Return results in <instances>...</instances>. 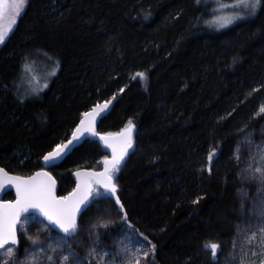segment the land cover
Returning <instances> with one entry per match:
<instances>
[{
	"label": "trees",
	"instance_id": "1",
	"mask_svg": "<svg viewBox=\"0 0 264 264\" xmlns=\"http://www.w3.org/2000/svg\"><path fill=\"white\" fill-rule=\"evenodd\" d=\"M219 1H28L0 48V170L45 169L44 156L102 102L113 105L100 135L130 122L136 129L115 180L120 205L106 193L91 202L70 241L123 217L154 246L150 264L238 263L245 185L237 150L245 131L264 124V0L254 19L222 31L209 26ZM46 64L56 78L25 98L26 66ZM108 155L88 139L47 168L58 196L75 188L77 170L102 171Z\"/></svg>",
	"mask_w": 264,
	"mask_h": 264
},
{
	"label": "rangeland",
	"instance_id": "2",
	"mask_svg": "<svg viewBox=\"0 0 264 264\" xmlns=\"http://www.w3.org/2000/svg\"><path fill=\"white\" fill-rule=\"evenodd\" d=\"M28 1L0 0V48L16 29ZM261 7L262 0H220L213 8L209 26L218 31L229 29L254 19ZM53 67L47 64L26 66V83L21 87L25 98L38 97L49 87L57 75ZM261 116H264V111ZM135 133L136 129L130 122L119 133L107 135L129 134V144L134 146ZM105 150L109 154L107 159L112 158V152ZM237 157L242 165L241 179L245 185L240 193V213L244 220L235 241L237 264H264V124L258 129L245 131ZM107 159L101 161L102 170ZM123 166L124 162L111 166L109 176L114 185ZM92 185V203L107 196L94 182ZM116 189L118 192L117 186ZM18 234L27 243L25 251L19 255V246H7L0 251V264H150V256L155 250L150 241L139 235L123 217L114 224L109 218L100 219L85 241H70L69 237L54 234L46 222L34 215L22 219ZM211 248L219 249L217 246Z\"/></svg>",
	"mask_w": 264,
	"mask_h": 264
},
{
	"label": "water",
	"instance_id": "3",
	"mask_svg": "<svg viewBox=\"0 0 264 264\" xmlns=\"http://www.w3.org/2000/svg\"><path fill=\"white\" fill-rule=\"evenodd\" d=\"M113 102H102L84 114L70 138L46 154L42 160L45 169L31 176L22 177L0 170V251L7 246L18 247V229L23 218L34 215L46 222L51 229L65 237L77 231L78 223L90 206L94 182L120 205L116 187L109 176L111 166L125 162L133 151L130 135H100L97 127L112 110ZM88 139L98 140L112 152L100 172L81 169L73 174L75 188L65 197L58 196V182L47 170L61 164L78 146ZM12 193L14 199L6 200Z\"/></svg>",
	"mask_w": 264,
	"mask_h": 264
}]
</instances>
